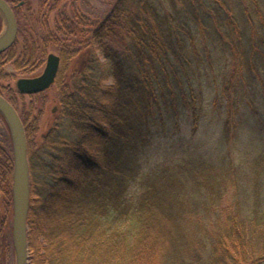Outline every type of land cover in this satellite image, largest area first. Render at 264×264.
<instances>
[{
    "label": "trees",
    "instance_id": "1",
    "mask_svg": "<svg viewBox=\"0 0 264 264\" xmlns=\"http://www.w3.org/2000/svg\"><path fill=\"white\" fill-rule=\"evenodd\" d=\"M89 33L103 59L67 79L62 51L36 149L25 124L29 264H264V0H118ZM29 39L0 52L1 93L8 61L47 57Z\"/></svg>",
    "mask_w": 264,
    "mask_h": 264
},
{
    "label": "rangeland",
    "instance_id": "2",
    "mask_svg": "<svg viewBox=\"0 0 264 264\" xmlns=\"http://www.w3.org/2000/svg\"><path fill=\"white\" fill-rule=\"evenodd\" d=\"M25 1L26 2L22 4L21 7H15L16 9L18 8L17 17L20 21L19 29L21 30V33H18V41L22 43L25 37L28 39L31 37L30 39L33 38L40 43L37 45L38 49L45 47L48 54L50 52H55L60 55L62 51H65L66 54L70 51L71 53L73 52V56L68 59L65 71L67 79L71 76H75L85 67V62L90 57L93 50L95 54L97 53V55L103 59L102 53L98 49L97 41L89 31L92 29L94 30L95 26L112 12L118 0ZM16 6H18L17 3ZM0 15L2 16L0 36H2L8 29V22L1 11ZM46 61L47 57L35 68L31 64V66L22 65V67L18 68L16 62L8 61L5 69L10 73V76L2 82L4 87L7 88H5L6 90H4L2 94L7 98L10 94V89H13L17 93L15 94L17 100L15 107L22 120L24 119V124L28 127L30 140L32 139L34 149L42 145L44 138H46L60 115L59 90L55 84H52V86L40 93L21 94L18 93L16 80L22 76L32 77L41 74ZM217 122V120H208L207 127H202L200 131H198L197 137H200V139H210V143L214 144L215 133L216 136L219 134L216 129ZM215 130L216 132L213 133ZM10 136L11 131L7 124V119L2 111H0V145H2V147L8 145L6 141L9 140ZM9 141L11 146H13L12 136ZM228 143L232 145L231 142ZM241 143L242 142L239 140H236L232 145L235 149V152L232 153L234 157H236L237 154L239 155L237 147H242ZM3 156L4 154L0 152V164ZM5 174L6 173L3 172L1 176L0 172V264H15L16 253L12 238L13 179L8 182L5 180V177H7ZM91 178L92 175H90L89 180ZM86 185L84 183L78 193L79 197H82L85 193ZM229 197L228 195L225 196L224 202H227ZM41 242H43V240H41ZM28 251L29 258L27 264H29L31 258L30 246Z\"/></svg>",
    "mask_w": 264,
    "mask_h": 264
},
{
    "label": "water",
    "instance_id": "3",
    "mask_svg": "<svg viewBox=\"0 0 264 264\" xmlns=\"http://www.w3.org/2000/svg\"><path fill=\"white\" fill-rule=\"evenodd\" d=\"M0 11L8 22L7 31L0 36V52L10 48L18 37V20L13 6L0 0ZM61 65V57L55 52L47 55L43 72L32 77H19L17 90L22 94H35L54 84ZM55 110V109H54ZM0 111L7 119L13 142V229L12 238L16 253L15 264H27L29 258L28 214L31 201V171L28 157V139L25 124L15 105L0 92Z\"/></svg>",
    "mask_w": 264,
    "mask_h": 264
},
{
    "label": "flooded vegetation",
    "instance_id": "4",
    "mask_svg": "<svg viewBox=\"0 0 264 264\" xmlns=\"http://www.w3.org/2000/svg\"><path fill=\"white\" fill-rule=\"evenodd\" d=\"M7 1H8V0H7ZM8 2H9V1H8ZM25 2H26L25 0H20L19 3L17 4V5H18L17 7H18V8L21 7L22 4H24ZM9 3H10V2H9ZM10 4H11V3H10ZM11 5H12V4H11ZM12 6H13V9H14V12H16V11H15V7H16V5H12ZM18 8H17V9H18ZM15 14H16V13H15ZM16 17H17V15H16ZM17 20H18V25L20 26V21H19V18H18V17H17ZM18 33H19V30H18ZM60 57H61V56H60Z\"/></svg>",
    "mask_w": 264,
    "mask_h": 264
}]
</instances>
